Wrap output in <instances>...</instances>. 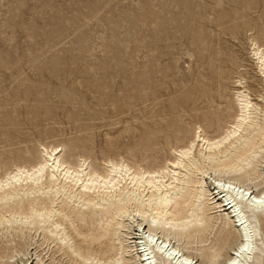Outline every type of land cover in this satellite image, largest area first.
Returning <instances> with one entry per match:
<instances>
[{
    "label": "rangeland",
    "instance_id": "374dc122",
    "mask_svg": "<svg viewBox=\"0 0 264 264\" xmlns=\"http://www.w3.org/2000/svg\"><path fill=\"white\" fill-rule=\"evenodd\" d=\"M253 40L264 0H0V176L40 144L154 166L199 125L218 135L237 79L263 92Z\"/></svg>",
    "mask_w": 264,
    "mask_h": 264
},
{
    "label": "bare ground",
    "instance_id": "6f19581e",
    "mask_svg": "<svg viewBox=\"0 0 264 264\" xmlns=\"http://www.w3.org/2000/svg\"><path fill=\"white\" fill-rule=\"evenodd\" d=\"M246 81L234 83L237 113L222 132L199 125L162 165L72 161L40 144L37 161L0 176V264H42L37 237L50 264H264V79L259 100Z\"/></svg>",
    "mask_w": 264,
    "mask_h": 264
}]
</instances>
